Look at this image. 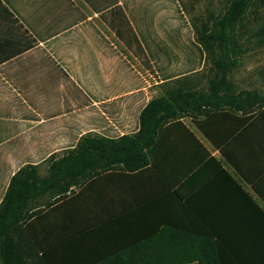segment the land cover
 Masks as SVG:
<instances>
[{
    "label": "crops",
    "instance_id": "crops-1",
    "mask_svg": "<svg viewBox=\"0 0 264 264\" xmlns=\"http://www.w3.org/2000/svg\"><path fill=\"white\" fill-rule=\"evenodd\" d=\"M159 3L0 0V205L22 168L44 178L87 134L137 133L167 75L201 71L189 38L167 45ZM214 119L206 129L230 161L190 118L182 123L221 168L182 129L168 130L153 167L100 173L32 203L30 240L52 257L103 258L138 241L142 255L169 257L187 232H206L223 264H264V126Z\"/></svg>",
    "mask_w": 264,
    "mask_h": 264
},
{
    "label": "trees",
    "instance_id": "trees-1",
    "mask_svg": "<svg viewBox=\"0 0 264 264\" xmlns=\"http://www.w3.org/2000/svg\"><path fill=\"white\" fill-rule=\"evenodd\" d=\"M175 1L179 5V0ZM224 3L222 16L211 26L202 24L196 40L189 39L188 50L196 53L201 71L180 77L167 75L161 95L141 111L137 133L117 139L87 134L50 166L47 177L40 178L32 166L17 172L0 205V264H223L222 244L206 232H187L177 251L169 257L142 255V244L138 241L127 250L110 252L103 258L96 257L94 252L62 258L50 256L32 242L24 223L31 204L46 194L61 199L71 185H80L94 175L115 170L133 173L153 167V155L163 141L164 132L177 130L174 128L182 129L204 156L215 162L182 123L183 118H190L227 161L230 157L220 147V139L206 129L209 118L221 123L229 117L235 124L255 119L264 126V94L237 91L230 80L240 55L242 32L247 31L244 22L249 13L264 10V0H224ZM177 11L180 24L183 21L181 26H185L184 12L178 8ZM256 36L264 45V23ZM215 163L221 168L220 163Z\"/></svg>",
    "mask_w": 264,
    "mask_h": 264
},
{
    "label": "rangeland",
    "instance_id": "rangeland-1",
    "mask_svg": "<svg viewBox=\"0 0 264 264\" xmlns=\"http://www.w3.org/2000/svg\"><path fill=\"white\" fill-rule=\"evenodd\" d=\"M159 5L160 8L164 6L166 43L167 45L176 43L177 48L180 45L179 38L185 45L188 44L187 38L196 40L201 25L211 26L222 16L225 8L224 0H179L180 7L175 0H160ZM177 8L184 12L182 16L185 26H181L183 21L180 24ZM262 23H264V10L249 13L244 22L247 31L242 32L240 55L236 58L237 65L230 75V80L237 91H255L264 94V45L259 43V37L256 36V31ZM174 27H181V31L175 34L171 31ZM182 51L185 53L187 48L182 46ZM184 53V57H189L190 64L194 62V54L186 56Z\"/></svg>",
    "mask_w": 264,
    "mask_h": 264
}]
</instances>
